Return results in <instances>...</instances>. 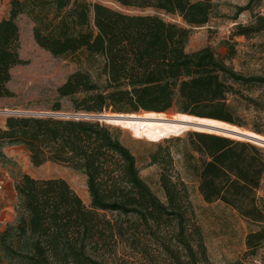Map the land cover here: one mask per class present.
<instances>
[{"label":"trees","instance_id":"1","mask_svg":"<svg viewBox=\"0 0 264 264\" xmlns=\"http://www.w3.org/2000/svg\"><path fill=\"white\" fill-rule=\"evenodd\" d=\"M107 1L124 11L89 0H9L8 17L0 20V98L14 96L7 87L10 71L25 64L16 24L25 15L39 48L54 57L82 54L88 64L56 89L51 111L60 112V101L67 100L74 113L175 111L248 128L234 105L246 98L235 85H264V78L243 77L227 65L235 55L228 42L224 59L208 47L185 50L191 28L205 26L212 17L210 0ZM261 1L248 0L237 8L236 15L248 11L251 20L237 24L231 38L264 31V16L253 12ZM162 16L176 17L186 27ZM249 129L264 135L255 126ZM188 138L196 156L185 155L187 169L195 173L200 196L207 204L230 207L255 227L245 246L246 255L256 257L264 246V198L257 195L264 150L203 132ZM10 146L23 147L34 167L50 162L80 171L90 205L63 179L23 174L14 184L15 222L0 230V264H132L128 254L147 264H157L160 256L169 264H184L183 257L189 264H205L199 228H186V185L162 170L159 183L166 202H160L140 178L135 157L116 129L87 119L7 117L0 127V164L7 161L3 150ZM152 161L157 163V157Z\"/></svg>","mask_w":264,"mask_h":264},{"label":"rangeland","instance_id":"2","mask_svg":"<svg viewBox=\"0 0 264 264\" xmlns=\"http://www.w3.org/2000/svg\"><path fill=\"white\" fill-rule=\"evenodd\" d=\"M89 1L100 2L112 9L124 11L107 0ZM210 1L214 4L212 17L205 26L191 28L185 48L186 52L193 53L208 47L217 58L224 59L227 53L226 43L228 42L230 45H233L235 55L233 59L225 63L243 77L264 78V31L249 38H231V34L237 24L245 25L251 20V15L248 11L236 15L237 8L246 6L248 0ZM8 5L9 0H0V18H7L5 15L7 11L9 14ZM253 12L264 16V0L259 5L253 7ZM162 17L167 22L186 27L176 17ZM16 24L20 32L19 57L25 64L11 69V79L7 87L14 96L11 98H0V112L14 111L27 114H57L64 115L62 117L55 116L57 118L70 119L74 118V116L83 115L88 117L81 119L98 121L111 126L117 130L119 141L134 155L140 178L160 202H166L159 183V176L162 170H165L173 181H181L186 185L189 202L185 213L186 228H191L192 225H196L199 228L202 244L205 248V264H264V246L258 250L256 257L251 258L246 255L245 237L255 227L248 224L230 207L220 202L207 204L200 196L197 178L192 170L187 169L185 157V155L192 153L188 137L190 133L195 131H151L136 126L110 125L94 117L100 115L130 114L113 112L111 110L105 111L102 114L74 113L67 100L60 101V112L51 111V107L57 98L56 89L66 81L70 74L79 70H87L88 64L83 61L82 54L74 57H54L39 48L33 40V24L25 15L18 16ZM235 88L246 98H237L234 102L240 120L248 126V128L238 129L252 132L249 128L255 126L264 132V85L252 87L235 85ZM175 113L177 112L171 111L166 114L174 115ZM141 114H144V112L141 111L135 115ZM7 117L19 116L0 113L1 128L4 127ZM257 135L264 138L263 134ZM250 143L254 144L253 142ZM254 145L264 150L263 146ZM4 149L6 150L3 151L7 157V161L4 164H0V178L5 180L6 187L4 196L2 195L5 202H0V210H2L3 205L14 208L17 199L13 194L12 187L14 188V184L23 174L35 179H63L78 195L85 206L88 207L90 205L86 177L80 171L74 170L65 164L50 162L39 167H34L30 163L29 155L23 147L10 146ZM193 155L196 156L195 154ZM152 156L157 157V163H153ZM257 195L259 198H264V179L261 190H259ZM108 217L112 218L110 215ZM15 219L16 212L14 209L13 211H2L0 213V230H3L7 224L14 223ZM192 241H190L191 246L195 244ZM152 252L151 250L147 251L149 254H152ZM120 255L118 254V256ZM163 258L165 257L160 256L157 264H169ZM126 259L132 262V264H147L140 256L128 254ZM182 261L184 264H189L188 260L184 257ZM3 264L14 263L4 262Z\"/></svg>","mask_w":264,"mask_h":264},{"label":"bare ground","instance_id":"3","mask_svg":"<svg viewBox=\"0 0 264 264\" xmlns=\"http://www.w3.org/2000/svg\"><path fill=\"white\" fill-rule=\"evenodd\" d=\"M0 113L5 114L4 112H0ZM106 117H108L106 118L105 121L107 124L136 126L144 130H151V131L173 130L177 132H188V131L203 132V133L220 135L236 140L250 141L253 142L254 144L264 147V143H258V142H264L263 137L252 132L238 129L235 126H231L222 122L210 121L211 119L204 120L200 118L188 117L179 114L167 115V114H155V113H144L141 115H135V114L113 115ZM208 128H213V130L212 129L210 130ZM220 130H224V131H220ZM226 131L233 132L235 134H240L242 136H246L247 138H250V140L235 135L227 134Z\"/></svg>","mask_w":264,"mask_h":264},{"label":"water","instance_id":"4","mask_svg":"<svg viewBox=\"0 0 264 264\" xmlns=\"http://www.w3.org/2000/svg\"><path fill=\"white\" fill-rule=\"evenodd\" d=\"M144 113H146V112H144ZM158 114V113H157ZM175 114H179V113H175ZM39 115H43V116H52V117H55V116H64V115H57V114H39ZM55 118H57V117H55ZM74 118H76V119H81V118H87V116H74ZM94 118H97V119H99V120H103V121H106V118H108V117H106V116H104V115H100V116H96V117H94ZM212 120V119H211ZM227 124V123H226ZM231 126H233V125H231ZM238 128V127H237ZM208 129H212L213 130V128H208ZM220 131H224V130H220ZM226 133L227 134H231V135H235V136H238V137H241V138H244V139H247V140H250V138H247L246 136H242V135H240V134H235V133H233V132H228V131H226ZM252 141H255V140H252ZM247 142H250V141H247ZM258 143H264V142H258Z\"/></svg>","mask_w":264,"mask_h":264},{"label":"built area","instance_id":"5","mask_svg":"<svg viewBox=\"0 0 264 264\" xmlns=\"http://www.w3.org/2000/svg\"><path fill=\"white\" fill-rule=\"evenodd\" d=\"M7 115L10 116H43V115H39V114H27V113H21V112H14V111H6L4 112ZM88 117V116H87ZM5 187H6V183L5 180L3 178H0V199L5 191Z\"/></svg>","mask_w":264,"mask_h":264},{"label":"crops","instance_id":"6","mask_svg":"<svg viewBox=\"0 0 264 264\" xmlns=\"http://www.w3.org/2000/svg\"><path fill=\"white\" fill-rule=\"evenodd\" d=\"M8 6H9V5H8ZM7 14H8V11L6 12V15H5V16L8 17ZM4 18H6V17H4ZM1 19H3V17L0 18V20H1ZM4 151H6V150L4 149ZM12 190H13V194H14V196H15V198H16V194H15V191H14V188H13V187H12ZM3 196H4V193H3ZM3 196L1 197V201H0V202H5ZM13 209H14V208H12V207H6L5 205H3V206H2V210H0V213H2V211H6V210L13 211Z\"/></svg>","mask_w":264,"mask_h":264}]
</instances>
